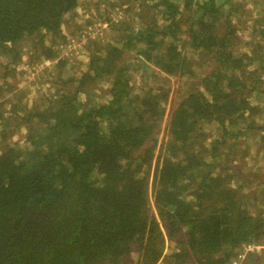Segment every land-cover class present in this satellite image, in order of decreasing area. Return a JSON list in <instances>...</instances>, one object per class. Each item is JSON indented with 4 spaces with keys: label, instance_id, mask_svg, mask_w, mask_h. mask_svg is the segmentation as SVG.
I'll use <instances>...</instances> for the list:
<instances>
[{
    "label": "trees",
    "instance_id": "trees-1",
    "mask_svg": "<svg viewBox=\"0 0 264 264\" xmlns=\"http://www.w3.org/2000/svg\"><path fill=\"white\" fill-rule=\"evenodd\" d=\"M133 1L131 21L108 19L115 42L86 44L69 89L0 110V264H228L264 238V163L246 166L255 142L264 161V20L245 0ZM78 2L0 0L1 85L26 39L57 56L44 41ZM190 52L211 67L195 73ZM175 75L193 80L159 143Z\"/></svg>",
    "mask_w": 264,
    "mask_h": 264
},
{
    "label": "rangeland",
    "instance_id": "rangeland-1",
    "mask_svg": "<svg viewBox=\"0 0 264 264\" xmlns=\"http://www.w3.org/2000/svg\"><path fill=\"white\" fill-rule=\"evenodd\" d=\"M246 1H248L247 4L251 7L252 17L255 19V17L261 16L260 18L263 21L264 0H257L254 7L252 4L255 0H245L244 2ZM119 4H121L123 8L126 6L129 7V9L123 14V11L120 12V9L122 8H120ZM133 7H135V2L133 0H79L78 5L74 9V14H70L63 19V23L60 28L62 37L56 36L54 38L55 42L52 38L50 39V37L46 38L44 41V45L51 47L54 51L56 50L55 55L57 56L53 60L45 59L42 54H39V57L36 56V54L34 55L32 53L33 49L31 38L26 39L24 43H20V59L16 66L15 77L8 80L9 87L1 85L2 80L0 81V103L4 102L0 105V110L8 108V99L13 100L18 96L19 91H22L21 103H26V105L30 107L32 103L39 101V97L44 93H47L48 96H53L56 95L58 90H62L64 88L66 90L69 89L71 87V83H65L62 85V79L72 77L85 68L87 64L86 44H89L90 41L97 40L115 42V33L112 31V28H108L107 25V23H109L108 19L114 18V20H119L124 16L125 19L131 21L133 12H131L130 9ZM233 21L237 28L242 25L251 24L250 17H246L238 23H236L235 18ZM248 29L250 30V28ZM239 35L245 38L247 33L240 31ZM36 38L37 37H35V39ZM40 52L41 51L39 50V53ZM196 54L190 52L188 53V56L194 59L195 64L193 67L195 73L201 74L207 71L211 67V64L206 61L205 56H200L198 59ZM58 59L66 60L62 67L55 65V62ZM131 74V78L135 85L139 84L140 80L148 81L150 78H148L149 75H147V71L144 72L142 77H139L141 74L140 72L134 71ZM187 78L177 75L168 77V83L172 90L169 94V103L165 107V115L161 123L160 136L158 138L159 143L162 139L165 140L166 135L164 126L168 120L170 109L177 102L178 98L186 93L188 88L187 83L190 84V81L193 80L192 77ZM196 82H198V80H196ZM98 87H100L98 89L99 91H97L98 100L103 101V99L105 100L103 90L106 87V84L104 82H100ZM80 97L82 96L80 95ZM252 101L253 103L257 102L260 105H264V95L258 98V100H255V98L252 97ZM24 137L25 128L20 127V129L13 134L11 139L15 141H22ZM255 143L251 146L250 157L252 154L256 157V159L253 160V158H251V160H248L246 162V166H251L253 162L257 165L264 163V161H257L261 155L257 153V145L255 147ZM157 150L155 153H157ZM149 199L151 211L155 212L152 196H150ZM261 202V208L264 209V198L263 201H260V203ZM261 243L264 244V238ZM256 256L258 257V260H256L254 264H264V252ZM135 257L136 254L132 252L129 258L134 260Z\"/></svg>",
    "mask_w": 264,
    "mask_h": 264
},
{
    "label": "built area",
    "instance_id": "built-area-1",
    "mask_svg": "<svg viewBox=\"0 0 264 264\" xmlns=\"http://www.w3.org/2000/svg\"><path fill=\"white\" fill-rule=\"evenodd\" d=\"M114 21H116V19ZM263 252H264V244L262 243H243L240 245V247L238 248V250L231 258L228 264H244L249 254L258 255Z\"/></svg>",
    "mask_w": 264,
    "mask_h": 264
}]
</instances>
